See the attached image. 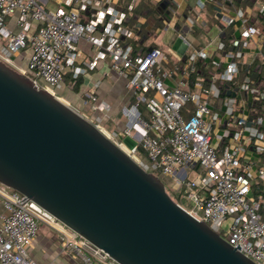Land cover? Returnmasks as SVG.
Returning a JSON list of instances; mask_svg holds the SVG:
<instances>
[{
	"label": "built area",
	"instance_id": "2783aa9c",
	"mask_svg": "<svg viewBox=\"0 0 264 264\" xmlns=\"http://www.w3.org/2000/svg\"><path fill=\"white\" fill-rule=\"evenodd\" d=\"M139 1L0 0V60L29 76L39 88L55 93L64 84L66 73L78 79L109 58L111 69L125 78L133 91V104L123 108L127 125L123 132L105 127L101 113L111 106L97 102L98 83L84 93L85 105L93 103L92 109L98 113L83 116L146 171L165 178L167 191L174 192L177 202L193 216L207 222L253 262L264 264V84L257 83L250 73L238 82L236 95H228L236 90L232 91V85L243 71L238 60L255 38L263 40L259 69L264 70V0H250L253 6L236 7L233 15L219 18L223 26L239 24L240 29L228 45L223 40L217 44V50L225 52V65L204 49L191 51L183 69L191 85L176 86L165 81L169 73L164 61L170 50L154 46L146 53H135L131 40L137 29L127 24V19ZM153 1L156 8L166 11L163 30L174 28L172 17L178 13L174 0H167L165 9L161 8L164 0ZM235 1L197 0V6L202 12L208 2L221 9ZM52 2L56 9L48 8ZM196 21L194 15L184 18L189 30ZM178 34L189 45L187 32L180 28ZM82 39L95 54L79 64L82 52L78 43ZM22 51L27 52L26 68L14 63L15 54ZM200 61L209 62L208 76ZM227 83L232 85L227 88ZM237 93L249 100L250 113L241 110ZM218 98H222L223 115L212 106ZM142 104L150 120L142 117ZM224 116L226 128L221 133L217 126ZM133 130L140 132L138 145L145 159L136 158L138 145L128 149L121 142L122 137L132 136ZM225 138L231 142L224 146ZM193 171L191 178L189 172ZM181 200L191 206H184ZM0 206V264H39L28 249L41 222L60 233L66 252L82 264H118L35 201L1 182Z\"/></svg>",
	"mask_w": 264,
	"mask_h": 264
},
{
	"label": "water",
	"instance_id": "95a60500",
	"mask_svg": "<svg viewBox=\"0 0 264 264\" xmlns=\"http://www.w3.org/2000/svg\"><path fill=\"white\" fill-rule=\"evenodd\" d=\"M0 182L118 264H256L174 200L160 176L2 60Z\"/></svg>",
	"mask_w": 264,
	"mask_h": 264
},
{
	"label": "crops",
	"instance_id": "0c3cea01",
	"mask_svg": "<svg viewBox=\"0 0 264 264\" xmlns=\"http://www.w3.org/2000/svg\"><path fill=\"white\" fill-rule=\"evenodd\" d=\"M175 7L178 13L172 17V20L176 22L174 28L163 30L164 23L162 19L167 15L166 11H162L155 7L153 0H140L136 10L127 19V24L137 29V36L131 43L134 46L135 53H146L150 48L154 46H160L166 51L170 50L168 58L164 61V68L169 73L166 78V83L170 86H176L179 84L191 85L190 78L186 74L184 69L185 57L194 50L204 49L211 57H218L225 65L227 59L224 57V51L219 52L217 50V44L220 40L227 35L230 36V40L237 33L239 35V24L231 26H223L219 18L221 16L233 15L236 7H251L253 3H247L246 1H235L228 7L219 8L216 5L208 2L206 9L202 12L199 11L197 6V0H174ZM214 6L213 8H211ZM219 9V10H218ZM186 15H194L197 17V21L192 30L184 24V18ZM183 30L187 32L189 45L182 43L178 51H173L169 46L163 45L162 36L164 33L172 30L177 33ZM182 40V38H180ZM229 40V41H230ZM261 38H255L250 47L244 49L243 57L238 60L244 67L250 69L249 74L253 73L254 79L257 83L264 84V79L260 78V57H259V45L262 43ZM183 42V40H182ZM79 49L82 52L81 58L78 60L79 64L83 60L92 58L95 54L93 47L84 39L78 43ZM27 52L22 51L14 56V63L19 68H26ZM202 71L205 76H208L210 71L209 62H201ZM255 73L258 76H255ZM248 73H246L247 75ZM243 71L240 74L237 81L232 85L234 91L241 79L244 78ZM98 83L95 88L94 84ZM94 87L96 90V97L98 101H104L111 106V109L102 112L103 124L107 128L116 127L115 129L123 132L125 129L128 118L123 113V108L129 107L134 102L133 91L128 87L127 80L120 77L116 72L111 69L110 59L105 58L98 62V65L93 70H89L86 74L81 75L78 79L73 78L71 73H66L65 81L61 88H65L71 92H76L80 95L83 101L81 105L75 104L73 99L57 95L65 102L70 104L78 111V107L92 109L93 103L85 105L84 93L90 88ZM240 101L241 110L245 113H250L252 105L248 101H244L243 94L237 93ZM241 97V98H240ZM222 98L214 99L212 106L215 110L219 111L223 115ZM94 113H98L94 111ZM226 118L223 117V123L217 126V129L222 133L226 128ZM232 127H230L231 129ZM124 137L121 138V140ZM231 142L230 138H225L222 144L225 146ZM129 149V148H128ZM3 211L0 206V212ZM29 255L37 261L39 264H82V262L70 256L62 245V236L53 227L40 223L39 234L33 241L28 249ZM96 264H104L97 262Z\"/></svg>",
	"mask_w": 264,
	"mask_h": 264
},
{
	"label": "rangeland",
	"instance_id": "374dc122",
	"mask_svg": "<svg viewBox=\"0 0 264 264\" xmlns=\"http://www.w3.org/2000/svg\"><path fill=\"white\" fill-rule=\"evenodd\" d=\"M56 5L52 2L49 4L48 8L49 9H56ZM162 41H163V45H166V46H169V48H171L173 51H178L182 45V40L177 36V33L173 32L172 30L164 33V35L162 36ZM55 94L56 95H62V96H66V97H69L71 99H73L74 103L75 104H79L81 105L82 104V100L80 98V95L77 94L76 92H71L65 88H62V89H57L55 91ZM140 109H141V112H142V117L145 119V120H150V113L147 111L146 107L144 104H142L140 106ZM78 111L83 115H94V110L93 109H86V108H81V107H78ZM116 127H110L107 126V129L109 131H119L118 129H115ZM139 136H140V132L138 130H133L132 131V136H125L121 142L124 146H126L127 148L131 149L133 147H136L138 145V140H139ZM136 158L138 159H145V156L143 154H137L136 155ZM189 177L193 178L195 176V172H189ZM164 179V178H162ZM164 181H167L166 179H164ZM170 194L172 195V197L174 198V200L178 201V197L177 195L172 192L170 190ZM182 204L186 207H190L191 204L187 201V200H181Z\"/></svg>",
	"mask_w": 264,
	"mask_h": 264
},
{
	"label": "trees",
	"instance_id": "16d2710c",
	"mask_svg": "<svg viewBox=\"0 0 264 264\" xmlns=\"http://www.w3.org/2000/svg\"><path fill=\"white\" fill-rule=\"evenodd\" d=\"M236 1L241 2L240 0H236ZM247 3H251L250 0H248ZM213 7H214V6H212L211 8H213ZM238 36H239V35H238L237 33L234 35V37H238ZM229 38H230L229 35H227V36H225V37L223 38V41H225L227 45H228L229 40H230ZM228 47H229V46H228ZM248 70L250 71L249 68L244 67V68H243V74L246 75V73H247ZM248 74H249V72H248ZM260 78L264 79V70H263V69L260 71V77H259V79H260ZM137 150H138L139 154H143V155L145 156V158H146V154H145L143 148L141 147V145H138ZM164 179H165V178H164ZM164 179H163V180H164ZM164 182L166 183L167 181H164ZM170 195H171V194H170ZM171 196H172V195H171Z\"/></svg>",
	"mask_w": 264,
	"mask_h": 264
}]
</instances>
